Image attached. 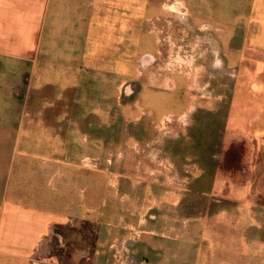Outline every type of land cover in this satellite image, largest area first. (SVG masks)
<instances>
[{"label":"rangeland","instance_id":"1","mask_svg":"<svg viewBox=\"0 0 264 264\" xmlns=\"http://www.w3.org/2000/svg\"><path fill=\"white\" fill-rule=\"evenodd\" d=\"M43 15L35 55L0 58V86L21 94L19 151L68 164L64 199L97 210L80 245L54 237L35 263L264 264V0H49Z\"/></svg>","mask_w":264,"mask_h":264},{"label":"crops","instance_id":"2","mask_svg":"<svg viewBox=\"0 0 264 264\" xmlns=\"http://www.w3.org/2000/svg\"><path fill=\"white\" fill-rule=\"evenodd\" d=\"M48 2L49 0H0V58L17 57L29 60L32 57L27 55H35L38 32ZM69 15L73 20L77 19L75 14ZM74 28L77 30L78 26L75 25ZM1 81L4 83L3 77H0V84ZM2 86H0V264H44L39 260L35 263V257L42 250L43 244L56 237L59 241L65 239L66 242L73 239L74 244L80 245L81 235L78 227L87 220L96 223L97 206L92 199L94 195L91 194L87 201L85 196L80 202L64 199L62 194L64 185L68 184L71 177L79 176L75 175L74 170H72L74 175L71 176L68 164L57 166L55 159L35 155L27 151L28 148L24 152L19 151L20 124L16 122V112L21 101L16 97L21 94H18V89L12 85L7 92L10 98L7 104L5 99L7 95ZM31 141L26 144L31 145ZM54 177H60L62 180L60 187L51 188L50 193L45 192V178L47 185ZM61 230H71L74 236L69 239L67 234L59 232ZM82 248L79 247L78 250H84ZM78 255L79 253L73 254L75 263L80 259Z\"/></svg>","mask_w":264,"mask_h":264},{"label":"flooded vegetation","instance_id":"3","mask_svg":"<svg viewBox=\"0 0 264 264\" xmlns=\"http://www.w3.org/2000/svg\"><path fill=\"white\" fill-rule=\"evenodd\" d=\"M196 32H198V31H196ZM179 51H180V52H179L180 54H185L186 56L188 55V54H187V51H188L187 49L180 48ZM150 58H151V57H148V60H150ZM205 58H206V61H207L208 58H207V57H205ZM141 59H142V60H146V59H147V54H144V55L141 57ZM148 60H147V61H148ZM151 60H153V59L151 58ZM149 64H150V63H149ZM149 64H148V65H149ZM128 92L132 93V92H133V89H129Z\"/></svg>","mask_w":264,"mask_h":264}]
</instances>
